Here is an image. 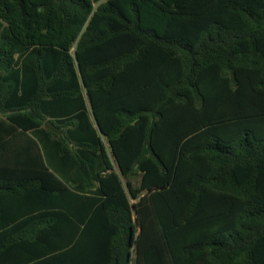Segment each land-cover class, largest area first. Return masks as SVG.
I'll return each instance as SVG.
<instances>
[{
  "label": "trees",
  "instance_id": "obj_1",
  "mask_svg": "<svg viewBox=\"0 0 264 264\" xmlns=\"http://www.w3.org/2000/svg\"><path fill=\"white\" fill-rule=\"evenodd\" d=\"M0 264H264V0H0Z\"/></svg>",
  "mask_w": 264,
  "mask_h": 264
},
{
  "label": "water",
  "instance_id": "obj_2",
  "mask_svg": "<svg viewBox=\"0 0 264 264\" xmlns=\"http://www.w3.org/2000/svg\"><path fill=\"white\" fill-rule=\"evenodd\" d=\"M44 127L46 129L51 130L54 133H57L59 135L62 134V129L58 128L57 126H55L50 120L46 121L44 124ZM134 208V207H133ZM135 209V208H134Z\"/></svg>",
  "mask_w": 264,
  "mask_h": 264
},
{
  "label": "crops",
  "instance_id": "obj_3",
  "mask_svg": "<svg viewBox=\"0 0 264 264\" xmlns=\"http://www.w3.org/2000/svg\"><path fill=\"white\" fill-rule=\"evenodd\" d=\"M4 156H6V154H5ZM134 202H135L134 200H131V203H134ZM133 210H134V208H133ZM92 214H93V213H92V212H90L88 216H89V217H91V216H92ZM134 218H136V213H135V210H134Z\"/></svg>",
  "mask_w": 264,
  "mask_h": 264
}]
</instances>
